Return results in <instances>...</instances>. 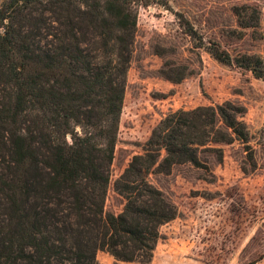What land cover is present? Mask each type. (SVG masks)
Segmentation results:
<instances>
[{
  "label": "trees",
  "instance_id": "16d2710c",
  "mask_svg": "<svg viewBox=\"0 0 264 264\" xmlns=\"http://www.w3.org/2000/svg\"><path fill=\"white\" fill-rule=\"evenodd\" d=\"M145 3L0 0V264H95L97 252L149 264L160 227L177 215L147 181L160 152L162 168H203L202 152L221 163L215 145L237 140L249 150L242 108L226 102L171 113L114 180L121 211L105 212L137 8ZM235 16L241 27H257V11L237 8ZM208 53L232 62L218 47ZM245 59L237 67L262 78L261 59Z\"/></svg>",
  "mask_w": 264,
  "mask_h": 264
},
{
  "label": "rangeland",
  "instance_id": "374dc122",
  "mask_svg": "<svg viewBox=\"0 0 264 264\" xmlns=\"http://www.w3.org/2000/svg\"><path fill=\"white\" fill-rule=\"evenodd\" d=\"M245 7L258 12L257 27L239 25L235 10ZM210 47L225 51L231 64L215 60ZM253 56L264 67V0H146L138 6L105 212L121 211L114 180L176 111L226 102L242 108L252 156L233 140L213 146L221 163L218 154L202 152L203 168H162L160 152L147 181L177 215L160 227L149 264H264V73L254 78L237 67ZM95 264L138 263L97 252Z\"/></svg>",
  "mask_w": 264,
  "mask_h": 264
}]
</instances>
